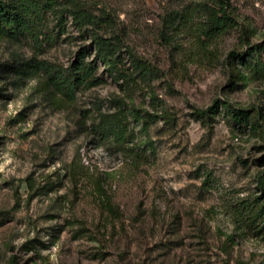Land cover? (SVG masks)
I'll return each instance as SVG.
<instances>
[{"label":"rangeland","instance_id":"374dc122","mask_svg":"<svg viewBox=\"0 0 264 264\" xmlns=\"http://www.w3.org/2000/svg\"><path fill=\"white\" fill-rule=\"evenodd\" d=\"M54 1L41 46L0 39V264H264V72L227 63L254 47L264 67V0H229L239 26L210 39L205 0ZM97 32L132 80L96 61L102 84L68 99L46 69L94 62ZM215 100L259 126L199 120Z\"/></svg>","mask_w":264,"mask_h":264},{"label":"trees","instance_id":"16d2710c","mask_svg":"<svg viewBox=\"0 0 264 264\" xmlns=\"http://www.w3.org/2000/svg\"><path fill=\"white\" fill-rule=\"evenodd\" d=\"M205 1L212 4V6L206 4L207 18L203 29V36L206 39L224 35L227 31L239 26L235 10L229 0ZM67 12L79 24L80 28L92 26L100 29L106 24V17H96L83 9H69ZM49 13L54 16L59 15L58 20L62 17L54 0H0V39L11 42L28 39L35 46H41L45 37V19ZM240 28L246 33L243 26ZM91 44L96 57L94 62L86 59V53L82 52L65 71L53 68L46 69L50 84L68 99L74 98L75 93L82 87L91 88L102 84V79L96 77V61L103 65L104 70L113 81L126 83L132 80L128 73L130 68L124 71L122 67H119L120 49L118 43L97 32L91 35ZM227 63L230 66L240 65L241 69L245 70L244 73H247V70L256 73L264 72L263 64L259 59V51L254 47L246 52H231L227 57ZM130 64L131 69L139 68L143 77L148 76L151 72L147 63L137 57H131ZM221 111L237 127L244 126L252 129L259 126V113L245 110L224 100H215L212 105L205 109H195L194 114L199 120H203L209 119ZM107 128L111 134L118 137L117 139L122 138L123 131L121 129H116L111 124H108ZM258 185L264 192V180L262 178Z\"/></svg>","mask_w":264,"mask_h":264}]
</instances>
